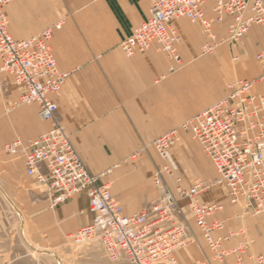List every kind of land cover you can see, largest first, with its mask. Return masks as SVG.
Here are the masks:
<instances>
[{
  "label": "crops",
  "instance_id": "0c3cea01",
  "mask_svg": "<svg viewBox=\"0 0 264 264\" xmlns=\"http://www.w3.org/2000/svg\"><path fill=\"white\" fill-rule=\"evenodd\" d=\"M150 8V0H14L6 7L15 39L52 29L50 44L58 67L70 73L54 96L57 120L88 169L106 173L103 181H115L111 191L126 214L141 211L157 198L154 175L163 161L154 155L152 142L213 105L226 86L210 79L220 68L214 59L189 60L201 49V37L191 55L181 49L187 59L181 65L155 46L133 57L123 53L120 43L150 16ZM206 13L213 16L211 1ZM184 19L174 22L183 45L201 27ZM228 21L216 24L217 33L226 31ZM239 49L245 58L236 74L241 79L258 77L262 67L252 55L264 52V29L253 26ZM256 89L264 91V81ZM21 94L11 76L0 75V264H113L95 242L77 246L71 239L94 218L87 195L51 207L47 187L27 175L23 156L3 149L17 136L34 139L50 128L40 119L37 104L14 107ZM201 149L183 132L170 149L169 164L186 187L219 177ZM226 191L225 185H215L197 200L224 205L220 216L227 228L221 234L240 232L224 246L231 249L246 241L244 263L254 264L255 257L264 255V214L246 213L231 204ZM180 204L195 241L178 252V264H238L237 253L224 261L214 259L187 202Z\"/></svg>",
  "mask_w": 264,
  "mask_h": 264
},
{
  "label": "built area",
  "instance_id": "2783aa9c",
  "mask_svg": "<svg viewBox=\"0 0 264 264\" xmlns=\"http://www.w3.org/2000/svg\"><path fill=\"white\" fill-rule=\"evenodd\" d=\"M14 0H0V75H9L22 89L20 104H37L39 117L50 128L34 139L17 136L4 146L10 155H22L28 176L47 187L51 207H57L85 193L93 220L71 235L82 244L98 238L113 261L129 264H177L178 252L188 248L195 235L184 218L180 201H186L195 224L214 259L224 261L239 254L245 264L247 242L227 249V239L240 232L228 230L220 214L224 205L200 203L197 198L215 185H225L226 196L246 213L264 214V91L256 86L264 81V52L257 54L262 72L253 79H235L225 86V94L202 112L183 121L152 142L163 165L157 168L154 183L157 198L141 211L126 214L113 195L106 173L93 174L57 120L54 99L70 73L58 67L50 41L51 28L27 39H15L9 30L6 7ZM211 1L213 16L206 13ZM150 16L120 43L123 53L133 57L153 46L177 65L182 63L179 45L182 36L175 26L187 18L202 27L203 55L220 45L216 24L226 18L227 39L239 41L250 29L264 26V0H150ZM170 71H175L171 67ZM189 133L213 162L219 175L215 181L196 180L186 187L169 164L170 149L179 135ZM254 264H264V255Z\"/></svg>",
  "mask_w": 264,
  "mask_h": 264
},
{
  "label": "rangeland",
  "instance_id": "374dc122",
  "mask_svg": "<svg viewBox=\"0 0 264 264\" xmlns=\"http://www.w3.org/2000/svg\"><path fill=\"white\" fill-rule=\"evenodd\" d=\"M186 21H188L189 23L193 24V25H197V23H193L191 22L189 19H184ZM256 27H259L261 29H264V26H257L255 25ZM249 32L246 33V35H244L239 41L237 42H231L229 41V39H227V33L226 31L223 32V33H218V39H219V42L220 45L214 50L213 53H209V54H206V55H203L202 52H201V49H199L198 51H196L193 56H190L189 57V60H194V59H206V60H211V59H214V61H216L219 65H220V68L219 70L218 69H214V71H212V74H210V79L214 82H217V83H222L224 84V86L229 82V81H232L234 79H241L240 76H238L236 73L238 72V64L244 60L245 56L243 55L242 51L239 49V47L243 44H245L246 40H247V37L249 36ZM197 37H201L200 40H201V43L202 41H204V33L202 32V28L200 27L197 32H195V36H194V39H190L189 41L187 40H184V45H183V39H182V43L179 45L178 49H179V52H180V55L182 54L183 56H185V53H183V51L181 50L182 48H184L186 52L189 53V55H191L190 53L192 52V45L196 43V41H198L196 38ZM196 39V40H195ZM263 52V51H262ZM165 54V53H164ZM167 56V55H166ZM255 59H257V55L253 54L252 55ZM240 57V58H239ZM182 63L183 62H186L187 59H185L184 57H182ZM238 58V59H237ZM181 63V64H182ZM180 64V65H181ZM222 65V66H221ZM223 76V77H222ZM224 79V81H223ZM222 84V85H223ZM17 106H26V107H29V105H23V104H20V102L18 101L17 103H15L14 107H17ZM183 134H187V136L194 142H197L196 140L193 139V137L191 136V134L189 133H185L183 132ZM181 135V134H180ZM180 135H179V138H180ZM179 142V139L178 141ZM198 143V142H197ZM177 144V143H176ZM175 144V145H176ZM199 144V143H198ZM202 148V147H201ZM4 149V148H3ZM154 149V148H153ZM155 151V149H154ZM202 151V154L204 155L205 159L207 160V163L208 165L210 166L211 169H215V166L213 164V162L211 161V159L205 154V152L203 151V149H201ZM154 154V153H153ZM156 155V152L155 154ZM158 157V156H157ZM216 170V169H215ZM154 173V172H153ZM110 183V187L113 189L114 191V188H115V181H108ZM194 182V181H193ZM158 190V189H157ZM157 196H158V193H157ZM198 230V228H197ZM199 231V230H198ZM92 242H95L96 244H98L100 246L101 249H103L100 241L98 238H94L93 240H91ZM77 244V243H75ZM84 244V243H82ZM82 244H77V246L79 245H82ZM104 250V249H103ZM105 252V251H104ZM213 254V253H212ZM107 256V254H106ZM108 257V256H107ZM109 258V257H108ZM109 260L113 263V264H119L120 261H123V260H120V261H113L109 258ZM127 264H129L126 260H124ZM176 264V263H175ZM178 264V263H177Z\"/></svg>",
  "mask_w": 264,
  "mask_h": 264
}]
</instances>
